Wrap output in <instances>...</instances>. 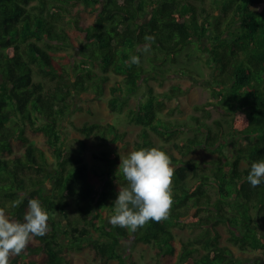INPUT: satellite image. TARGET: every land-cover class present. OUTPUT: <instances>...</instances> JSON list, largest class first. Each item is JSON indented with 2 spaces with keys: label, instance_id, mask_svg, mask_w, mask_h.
Instances as JSON below:
<instances>
[{
  "label": "trees",
  "instance_id": "obj_1",
  "mask_svg": "<svg viewBox=\"0 0 264 264\" xmlns=\"http://www.w3.org/2000/svg\"><path fill=\"white\" fill-rule=\"evenodd\" d=\"M200 1L199 6L191 0H0V207L23 222L28 199L37 198L50 216L47 234L34 237L10 264H69L72 245L91 251L97 264H141L134 258L126 262L118 250L121 238L148 244L152 264H240L238 256L249 251L264 259V182L254 188L246 180L251 163L264 159V0H212L209 6ZM210 30L206 49L214 71L219 69L218 84L212 85L218 91L211 94L229 118L215 119L212 126L191 115L196 131L177 141L190 123L164 120L159 112L189 87L173 84L161 93L149 87L145 100L128 110L129 120L142 125L134 149L155 146L149 130L163 140L175 168L174 203L162 222L149 221L135 232L113 227L109 218L119 184H125L117 170L130 144L126 132L112 122L81 125L85 134L112 148L93 154L102 164L96 167L83 161L81 148L64 145L62 121L74 98L102 96L110 73L121 78L108 88V108H122L144 75L163 77L170 70L164 65H175L179 53ZM145 35L155 37L147 67L138 51ZM70 44L78 48L75 60L54 54ZM132 55L140 64L129 67ZM224 123L244 142L230 161L213 160L212 172L195 174L190 183V171L198 165L188 155L197 146L222 153ZM208 185L216 187L214 200ZM16 200L19 207H11ZM57 212L65 223L54 216ZM221 221L229 226L237 252L220 244L215 225ZM175 226L204 232L195 244L183 242L179 248Z\"/></svg>",
  "mask_w": 264,
  "mask_h": 264
},
{
  "label": "rangeland",
  "instance_id": "obj_2",
  "mask_svg": "<svg viewBox=\"0 0 264 264\" xmlns=\"http://www.w3.org/2000/svg\"><path fill=\"white\" fill-rule=\"evenodd\" d=\"M192 2L198 4L202 3L200 0H191ZM212 0H204L207 6H209ZM35 4V1L31 2ZM211 10L213 7H210ZM71 30V28H69ZM75 39L81 42V35L74 33ZM212 35L210 30L207 34L201 38H194L178 55V62L175 65L166 63L165 68L169 67V71L165 73L163 77L160 75L156 78L149 77V79H144L147 75L143 76L142 81L139 84L138 89L131 94L126 104L115 111H110L108 108V98L109 91L108 88L114 83L116 79L121 78L120 75L114 73L111 74V79L108 81L107 89L105 93L96 100H83L81 98H74L72 110L68 116L62 121L60 132L62 134L63 143L67 148H81L83 161L88 165L101 167L99 160L94 159V153H100L104 150H111V146L108 143L100 142L95 139L92 135H87L79 128L84 123L92 122H112L120 130L126 132L125 139L129 141V148L127 151L122 152L121 156H126L130 151L134 149V143L140 138L139 132L141 131L142 125L137 124L129 120L128 110L131 108H136L139 103L145 100L147 97V89L151 87L155 93H161L168 90V88L173 84H181L182 86L189 87L188 91L182 95L173 97L170 100L164 102V106L159 115L164 119L175 122H186L190 123V126L185 128L184 131L179 133L175 139L177 141H183L187 136H191L196 128L193 126L196 123V119L191 118V115L197 116L199 121L207 122L210 125H214V120L220 118L223 122L224 119H228L229 115L223 110L220 104H216L211 92L216 93L218 88L212 87V85H217L214 82V76L219 73V69L214 71L212 63L210 61V55L206 46L208 44V36ZM196 39V40H195ZM78 48L73 44L69 46L63 45L58 49H54V54L57 57H61L64 54H71L77 57ZM148 52L144 53L142 57V63L147 67ZM72 58V57H71ZM60 59V58H59ZM182 65L183 67L191 69L189 72L181 73L176 67ZM96 72H100L96 69ZM216 72V73H214ZM217 74V79H218ZM216 80V79H215ZM213 89V90H212ZM214 102L215 104L203 105L200 109H194L196 104H204L206 102ZM225 131L227 132L226 141L222 147V153L216 151L214 146H197L194 151L188 155V158L194 160L198 166L192 172L190 171L189 182L191 183L193 179L191 178L195 174L211 173L215 159L225 158L226 161H230L236 152V146L241 144L243 141L238 135L233 131H229V127L224 123ZM150 138L152 139L155 146H158L163 142V140L154 132L149 130ZM32 139L36 141H42L41 135L31 136ZM247 165L246 160L241 162V167ZM49 187V186H48ZM209 192L211 193V198L214 200L217 197V190L215 185L207 186ZM50 189V187H49ZM72 210L69 209L68 213L71 214ZM57 220L65 223V216L61 212L54 213ZM235 230V228H232ZM231 229V230H232ZM215 230L220 234V244L227 246L231 251L237 252L238 248L233 245L229 239L230 228L225 222H219L215 225ZM242 232L243 229L238 230ZM173 232L176 236V242L181 248L183 242L195 244L198 235L204 232L203 228H189L187 226H175L173 227ZM213 233V232H212ZM63 237V234H61ZM119 252L126 258V262H129L130 258H134L141 264H152V250L150 246L146 243H134L131 239L121 238L120 245L118 247ZM242 261L240 264H264V259L260 256L258 252H247L244 256H238ZM92 263L97 264L98 260L92 259V253L87 248H78L77 245H72L69 250V264H80V263ZM108 264H116L114 260Z\"/></svg>",
  "mask_w": 264,
  "mask_h": 264
},
{
  "label": "clouds",
  "instance_id": "obj_3",
  "mask_svg": "<svg viewBox=\"0 0 264 264\" xmlns=\"http://www.w3.org/2000/svg\"><path fill=\"white\" fill-rule=\"evenodd\" d=\"M154 39V36L145 35V44L138 51H150ZM139 64L140 57L132 55L128 66ZM165 147L163 144L141 147L126 156L120 155L117 171L125 184H119L113 214L109 218L113 227L135 232L149 221L159 223L170 215L174 203L172 185L175 168L171 157L163 150ZM246 180L254 188L264 182V159L251 163ZM20 203L16 200L11 207H19ZM49 219L48 211L37 198L28 199L23 222L0 207V264H10V258L20 255L34 237L46 235Z\"/></svg>",
  "mask_w": 264,
  "mask_h": 264
}]
</instances>
